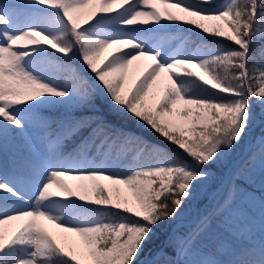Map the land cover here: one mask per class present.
<instances>
[{
    "label": "snow or ice",
    "instance_id": "obj_1",
    "mask_svg": "<svg viewBox=\"0 0 264 264\" xmlns=\"http://www.w3.org/2000/svg\"><path fill=\"white\" fill-rule=\"evenodd\" d=\"M260 36L264 0H0V264H264V195L258 251L202 245L253 199L241 182L264 192ZM245 146L209 211L165 232Z\"/></svg>",
    "mask_w": 264,
    "mask_h": 264
},
{
    "label": "rangeland",
    "instance_id": "obj_2",
    "mask_svg": "<svg viewBox=\"0 0 264 264\" xmlns=\"http://www.w3.org/2000/svg\"><path fill=\"white\" fill-rule=\"evenodd\" d=\"M224 2L225 0H216V6H221ZM185 36L188 38L191 46L195 47V44L192 43V41H195L196 39L195 36L188 32H185ZM179 43L180 41L177 42V45ZM226 46L232 47L233 45L229 43ZM197 71H200V70L197 69ZM135 74L138 75L139 73L136 72ZM201 75H204V73L201 72ZM132 78L133 77L130 74L129 82H131ZM207 95L212 96L214 95V93L209 92L207 93ZM103 107L107 109V104L105 103ZM257 111L259 112L260 109L257 108ZM125 124L126 126L132 128V130L138 132L141 135L147 136L148 138H149L148 135H150V137L153 138V140L157 139V137L153 133L147 131L142 125H138L134 121L125 122ZM260 131H261L260 128H255L253 130L252 134L249 136V145H251L255 141V139L259 136ZM161 143H164V142L161 141ZM168 147H170L172 151H175L181 159H188V157H186L182 152H180V150L175 149L172 146H168ZM246 156H247V146L240 149L230 159L229 164L227 166H220L214 169V172L216 173V176H217L216 182L208 186H205L202 192L203 198L194 202L189 208H187L184 211V213L179 219H177L174 222H171L164 231L169 232L170 229L178 222L198 219L199 217L203 216L206 212H208L214 202V198H218L216 189L218 187H221L223 183L224 184L227 183L228 173L232 169L239 168L242 165H244ZM241 159L242 161L240 162ZM257 171H258V165H257ZM72 183H76V182H72ZM102 183L109 184V182L107 181H102ZM241 183H242V186L246 189V191H248V193L253 197V199H248L247 197L239 199L237 203V210H236V213H234L233 215V219L229 221L227 224L223 223L222 221H219L213 224L211 231L205 237L202 238L203 246H206L207 248L212 249L221 240H228L231 242V244H233L236 247H248L251 245V246H254L255 249L258 251L260 244H261V239H262V234L260 230V219H261V208H262L261 196L264 195V192H262L261 190L258 177L255 180V182L247 181V182H241ZM119 187L121 189L122 196L127 198L130 201V206H134L135 202H134V197H133L131 190L123 185H120ZM249 212L251 213V215L248 216L249 222L246 225H241L240 219L238 218L239 215L240 214L247 215ZM45 223H46V226L49 227L50 230H52L54 233H58L59 231L58 229H55L52 225H48L47 222ZM194 225H186V226L180 227L175 232L177 233L187 232L191 230L194 227ZM71 241L78 242L79 238L72 236ZM161 242H162V239L160 242H158V244Z\"/></svg>",
    "mask_w": 264,
    "mask_h": 264
},
{
    "label": "trees",
    "instance_id": "obj_3",
    "mask_svg": "<svg viewBox=\"0 0 264 264\" xmlns=\"http://www.w3.org/2000/svg\"><path fill=\"white\" fill-rule=\"evenodd\" d=\"M253 49L257 53V66H259L261 63H264V59H262L259 55L261 51H264V36L257 37L256 43L253 45ZM148 136L150 139H153L150 135Z\"/></svg>",
    "mask_w": 264,
    "mask_h": 264
},
{
    "label": "bare ground",
    "instance_id": "obj_4",
    "mask_svg": "<svg viewBox=\"0 0 264 264\" xmlns=\"http://www.w3.org/2000/svg\"><path fill=\"white\" fill-rule=\"evenodd\" d=\"M243 159V158H242ZM242 159L240 160V162L242 161ZM222 190V189H221Z\"/></svg>",
    "mask_w": 264,
    "mask_h": 264
},
{
    "label": "water",
    "instance_id": "obj_5",
    "mask_svg": "<svg viewBox=\"0 0 264 264\" xmlns=\"http://www.w3.org/2000/svg\"><path fill=\"white\" fill-rule=\"evenodd\" d=\"M237 161V160H236Z\"/></svg>",
    "mask_w": 264,
    "mask_h": 264
}]
</instances>
